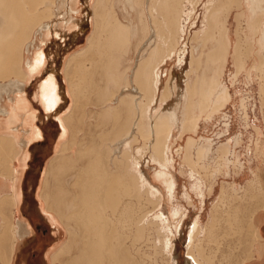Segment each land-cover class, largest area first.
Here are the masks:
<instances>
[{
  "label": "rangeland",
  "instance_id": "1",
  "mask_svg": "<svg viewBox=\"0 0 264 264\" xmlns=\"http://www.w3.org/2000/svg\"><path fill=\"white\" fill-rule=\"evenodd\" d=\"M256 1V7L260 9L254 8L253 6L250 7L253 4L251 0H244L243 7L246 8H242L245 10L246 16L240 13L241 8L239 7H233L232 10L229 8V12H227L228 10L226 11V13H229L226 14L228 18H225L228 20L226 21V25L230 28L232 43L235 44L238 35L241 36V39L244 41L243 45L245 47L246 45L247 47L249 45L247 49L251 53L245 68L237 77L234 76L235 66L233 64L232 55L228 54L226 67L223 69L224 73L219 78L221 83H218V88L221 84L230 89L232 95V101L230 103L228 102L223 106L215 104L216 96H214V93L210 90L212 86L211 82L210 80L206 82L208 77L206 78L205 76L213 77L215 74L213 78H216L218 75V72L217 75L215 73V70H217L215 69V61L212 59L213 57L210 56V51L213 49V42L212 40H210V42L209 39L206 40V38L204 39L203 37V28L206 24L204 18L206 13L205 4L208 0H193V2L192 0H186L184 2L185 5L179 10L186 9L187 12L191 11L192 8H195L193 9V13H191L190 20L187 23L186 39L181 42L180 46L178 45L177 48L174 49L175 54H172L171 56H169L168 52H163V54H161L163 50L159 53L161 57L160 61H166L161 67L162 70L158 71V74H160L162 78L160 90L157 94L159 99L156 100V103H154L155 101L152 102L153 109L150 113L147 112L146 106L144 107L146 109V114L145 116L143 114V117L141 116V121L143 122V124L142 122L141 124L144 128L142 131H139V128L136 129V132L131 135L133 137L132 140L135 151L139 149V155H137V158L140 159L141 168L143 172L146 173L148 181L150 183L153 181L152 184L159 185L163 189L160 191V206L157 207L155 211L145 215L147 218L144 217V225L148 227L144 230L143 238L138 245V248H140L139 253L141 255H139L140 264H190L187 262L188 257L186 256L185 248L191 224L199 216V221H201V233L198 234L200 235V239H197V235L195 241L198 243V247L200 243L203 242L201 247L205 250H203L204 253H207L209 250L207 248H210V241L208 236L206 237L203 233V230L204 226H206L209 221L213 203L217 201L222 185L224 184L226 185L227 190H229L228 197L230 195L233 196L229 198L231 201L229 200L227 205L232 208L236 207V209H241V211L238 210L236 213L240 212L239 214H241L242 210L247 209V207H249L248 209L251 211H256L261 204V196H264L263 193H261L260 196L259 192L264 188V91H262L261 85L263 82V79L261 78V70L263 71L264 69V62L262 63V60L264 59V49H259L258 41L262 37L264 31V2L262 4V1ZM258 2L262 5L260 6ZM86 3V0H78L76 7L72 10V12H74L73 15L82 18L85 14L82 10L87 8L89 12H92L94 8L96 9V5H105L103 11L107 20V14H109L111 10L113 13L116 10L120 19L124 23L130 24L132 29H136L137 33L135 36H132L131 41L128 44L118 43L115 46L108 47L103 44V41L100 38L97 39V37H94L96 33V16L93 15L92 22L89 24L85 23V27L83 28L84 31L80 33L79 41L77 43L71 41L69 38H66L65 41H60V39L56 38L54 35L46 39L48 40V46H43L46 48L45 54L46 52L52 51L56 58H49V61L59 68L64 69L65 76H63L62 84L68 86V81L66 80L67 77L71 81V107L66 114L69 125L67 141L69 148H77L75 154L80 150L85 149V147H90L93 141L99 140L101 137L107 138L108 141L106 142L110 143L111 140L116 142V140L122 139L127 133V129H125L126 126L128 127L127 122L132 125L136 118L135 112H132L134 104L133 108H130V113L127 109V112L124 114L123 111L122 114L120 113L121 115H117H120L121 117H117L110 112L108 110L109 105L105 107V104H108L114 89L117 88L116 85H118L114 79H117L116 74H118L119 80L121 79V83L123 84L125 80V72L127 73V71H129V74H131V66L136 63L137 56L135 59H133V57L138 43H140L142 37V39L147 38L148 33L144 34L146 23L141 19L143 13L142 8H145L146 6H148L147 8H150V15L151 17H154V24L157 27L155 29L152 27V29H154V34L157 36L163 35L166 37H163L165 39H169L168 36L170 33L165 24H168L170 14H172L174 9L173 2H171V12L163 11V9L158 11L155 6L156 4H153V0H92L90 9L89 7H86ZM132 4H134V6ZM53 6L54 7L50 8V12L45 11L41 14L42 17H44L42 19L45 20L43 22H46L47 19H51L54 16H62V14L58 15L59 9L57 6ZM66 8L64 10L62 9L61 12L65 11ZM251 8L255 9L254 12L251 11ZM251 12L254 14L252 15ZM50 13H52V16H50L51 18H46V14L48 15ZM153 13H155L154 16ZM102 14L103 13H101V15ZM184 15V17L187 18V14L185 13ZM238 15L241 20L237 19L239 17ZM193 22H196V24L192 25ZM93 30L94 32L90 34ZM32 31L28 35V41L35 38ZM238 32L240 34H238ZM40 38L41 34H38L37 39L40 40ZM175 44L177 45V43ZM185 44L186 47L184 46ZM38 45L39 44L37 43L34 45L35 47L32 45L31 50L30 46H27L26 51H24V56L21 58L22 62H19L20 60L16 61L17 65L15 70L0 76V85L7 83L8 80H14L16 78L23 79V69H28L26 62L31 60L32 63V60H35L36 54L39 52L37 50ZM144 45L146 44H143V46ZM87 47H89V51L86 54L77 56L84 52H81V50H85ZM172 47H174V45H172ZM185 49L187 52L184 54L183 50ZM20 52H22V49H20ZM182 53L184 54V62L182 66H178L176 65L178 57L181 58L180 55H182ZM71 56L77 57L72 61L71 66L73 68L67 71L68 61ZM192 56L195 61L197 59L196 62L193 58L191 59ZM142 63L146 62L142 61ZM128 66L130 67L129 69L127 68ZM206 70L208 71L206 72ZM135 73L129 75V77L134 79V82L136 83ZM38 78V76L34 77L33 82L29 84L31 85V90L36 88L39 82ZM119 80L117 82H119ZM207 83L210 84V88H208ZM136 84L128 83V85L123 88L133 85L136 86ZM193 85L197 88L192 87ZM200 85L203 86L201 87ZM222 86L221 88H223ZM166 88L169 92H167V96L169 97L166 96V98L169 99L168 102L165 103L162 102L161 97ZM188 88H190V92H193L195 96L189 92ZM201 88H205L203 92H201ZM195 89L197 90L195 91ZM204 92L206 94H204ZM128 94L129 92L124 95L127 96ZM135 96L138 98L141 97L138 102L140 103L143 101L142 104L144 105L146 103L149 104V101L152 100V98H150L151 96H148L144 92L136 93ZM137 97L135 103H137ZM127 98L132 102V97ZM200 98L202 99L200 100ZM243 104H246L245 107ZM190 105L192 106L190 107ZM195 118L200 119L197 129H194ZM118 119H121L120 125H123V129L118 126ZM162 119H167L173 128L174 136L169 141V157L174 158V164L172 167L166 164L161 165L160 167V165L157 164L158 162L154 161L152 157L154 154L152 145L154 139L148 135V131L153 129L152 125L154 121ZM118 127L120 128L119 131ZM137 131L140 133H137ZM113 135H115V138H113ZM124 138H126V135ZM124 145L125 146L122 148H126L128 142ZM116 147L117 146L114 148ZM67 150L66 145V151ZM69 151L71 150L69 149ZM83 166L84 164L80 163L81 169ZM160 169L170 172L177 179V196L174 200L168 195L169 193L164 184V178L155 179V173ZM191 169L194 170V177L190 175ZM250 180H256L257 182L253 184L257 188L252 189V187H250L254 193L252 195V191L245 188ZM194 184H199L198 186H200V188L197 190L194 189ZM200 189L202 190L204 201L200 196ZM209 190H211V192ZM72 204L73 209L74 206H76V203L73 202ZM174 204L180 208L175 215L171 212ZM141 205L143 207V215L146 214L150 208L153 209L155 206V204L148 205L144 200L141 202ZM72 209L69 208L68 214H73L71 213L73 212ZM158 212L160 214L164 212L167 215L162 216ZM138 213H140V210ZM70 215H68V218H70ZM182 215L186 216L182 224V230L179 234L178 223ZM156 217H160L161 221L159 218L160 222L158 225H151L149 220L152 218L155 220ZM221 219L219 220L220 223L216 222L217 228L218 226L220 228H218L219 230H223L227 227L226 220L224 218ZM250 220H247V222H240L239 224L242 225H240L241 228L238 227L239 225H233L234 229L232 232L235 231L232 235H229L230 237H227L231 240H236L237 244L233 245L234 247L232 246V250L226 249L227 253L223 256L221 253L216 252L218 254L215 253L216 258L213 259V262H216V264H219V262H221L220 264H240L242 260L250 256L251 250L257 242L255 241L256 233L251 228L252 221L250 222ZM249 222L251 224H249ZM73 223L74 228L71 230V235L67 237L68 240L66 239V235L63 236V238L67 240V243L62 250L65 258L69 257L67 255L68 252H70L67 251L66 248L71 249L72 247L73 250L69 254H72L71 257L64 261L63 264H70V259L81 253L80 245L84 239V235L81 231L83 230L78 229L75 222ZM73 230L76 232H73ZM252 236L254 238H252ZM202 238L204 239L203 241H201ZM172 240L175 244V255L173 259L170 256V242H172ZM197 243H195V246H197ZM206 243L208 245H206ZM211 243V247H213V245L215 246L212 241ZM223 248L224 247L218 249L219 252H223Z\"/></svg>",
  "mask_w": 264,
  "mask_h": 264
},
{
  "label": "bare ground",
  "instance_id": "2",
  "mask_svg": "<svg viewBox=\"0 0 264 264\" xmlns=\"http://www.w3.org/2000/svg\"><path fill=\"white\" fill-rule=\"evenodd\" d=\"M86 1H87L86 7H89L90 9L92 0H86ZM185 1L186 0H155V1L153 0V4L154 5L156 4L155 6L157 7L158 11L163 9V11H166V12L168 11L171 12L172 10L171 2H173L174 9L172 11V14H170V19H169L168 24H165L167 25V30L170 31L169 36H168L169 41H172L173 44H170L168 42L170 44L169 45L167 43L168 41L167 39L161 38L162 35H158V36H161L160 41H163V45L165 46V52H168L169 56H171L172 54H175L174 49L177 48L178 45L180 46L181 42L186 39L185 36L187 34V23L190 20V16H191V13H193V9H195V8H192L191 11H187V12H186V9L179 10L185 5L184 3ZM260 1H262V4H263L264 0H260ZM77 2L78 0H0V76L1 75L3 76L15 70L16 65H17L16 61L20 60L19 62H22L21 58L24 56V51H26L27 46H30V50H31L32 45L33 47H35L34 45H36V43L39 44L37 48L39 52L36 54L35 60H32V63H31V60L26 62L28 66V70L23 69V79L19 78L15 80L13 84H10L9 88L10 87L11 88L10 89L7 88V89L12 90L13 92L21 93L23 92L22 88H25L24 86H21V85H23L24 83L23 81L25 78L27 80L28 71L31 73H34L41 69L46 70V71L48 70V72H46L45 81L42 82V85L40 86L41 93L39 94H41L40 96L41 102L43 103L42 105L44 106L45 110L48 112V117L52 116V119H58L56 118V114L60 112L62 108L61 103H63L64 101L61 100L60 94L57 93L58 86H56V83H55L56 72L54 71V64H50L51 61H49L50 57H52V59L54 58V52L49 51V52H46L45 54L46 48H44L43 46H48V40L46 39L54 35L56 38L60 39V41L61 40L65 41L66 38H69L71 39V41H75L77 43L79 41L80 33L84 31L83 28L85 27V23H88V24L91 23L93 15L96 16V33L94 37H97L98 34L99 36H101L102 33H106L108 29L109 34L107 33L106 34L110 38V29L112 26L110 27L108 23L110 24L112 23L110 22L112 18L118 19L115 14V11L113 13V11L111 10L112 8H111L110 9L111 12L107 14L108 20H109L108 22L106 19V15L103 11V8L105 5L100 6L99 4L95 6L96 9L94 8L92 12H89L87 8L85 10H82V12H85V14L82 16V18H78L77 16H74L73 15L74 12H72L73 8L76 7ZM251 2L253 4L250 7L253 6L254 8H258L256 7V2H257L256 0H251ZM53 5L57 6V8L59 9L58 15L62 14V16H57V17L54 16L53 18H51L50 16H52V13L48 14L49 16L46 14L47 17L46 16L45 17L46 18L50 17L51 19H47L46 22H43L45 20L42 19L44 17H42L41 14H43L45 11L50 12L49 10L51 7H54ZM243 6H244V0H208V2L205 4L206 13L204 15V18H205L206 24L204 25V28H203V32H204L203 37L204 39L206 38V40L209 39V41L212 40L213 42V49L210 51V56L213 57L212 59L215 61L214 62V64L216 65L215 69L217 70H215L216 72L215 71L214 72L216 73V75L218 72V75L216 78H213L215 74L213 77L204 75L206 78L207 77L209 78V79L207 78V81L206 80L204 81L208 82V80H210L212 86L210 88V84L207 83L208 88H210V90L214 93V96H216L215 104H218L219 106H223L227 104L228 102L230 103L232 101V95H231V91L229 88L224 87V85L222 86L221 84L218 88V83L219 82L221 83V80L219 78L224 73L223 69L224 67H226L228 54L232 55V58H233V64L235 66V74H234L235 77H237L238 74H240L241 71L245 68L247 64V60L248 58H250L249 56H251L250 51L247 49L249 45L248 47L247 45L246 47L243 45L244 41L243 39H241V36L238 35L240 34L239 32L237 34L238 35L237 41L235 42V44L232 43L233 41L230 35V28L226 25V21H228L226 20V18H228L226 14H229V13H226V11L228 10L227 12H229V8L230 10H232L233 7L235 8L239 7L241 8L240 13L246 16L245 15L246 13L244 10L246 7L244 8ZM66 7H68L69 10ZM65 8L66 10L61 12V10L62 9L64 10ZM254 10L255 9H252L251 11L254 12ZM252 12L251 14L253 15L254 13ZM101 13L103 14L101 15ZM185 13L187 14V18L184 17ZM237 19L239 20L240 16ZM105 20L108 23L105 22ZM106 23L108 24V26H106ZM114 24L115 26L117 25V23L115 22ZM114 24H111V25H114ZM119 24L120 23H118V25ZM194 24H196V22H193L192 25ZM116 27H117L116 30H114L113 28H112L113 30L111 29L112 30L111 35L112 34L115 35L118 31L119 32L121 31L119 29V26H116ZM148 29H150V32H149V36L148 35L147 36L150 39L155 34H154V29H151L149 27ZM31 31L33 32L35 38L28 41L27 40L29 38L28 35ZM38 34H41L40 40L37 39ZM120 37L122 36L120 35ZM118 38L119 36L117 37V39ZM113 39L114 38H112V40ZM106 40H109V39H106ZM173 40H176V41H173ZM90 41H91V38H90ZM108 43L109 42H107V44ZM175 43H177V45ZM109 44L108 46H110ZM166 45L168 48L166 47ZM168 45L171 47H169ZM172 45H174V47H172ZM184 46L186 47V44ZM258 46L260 50L264 49V31H263L262 37L258 41ZM88 48L89 47H87L85 50L84 49L81 50V52L82 51L84 52L78 54L77 56L86 54L89 51ZM166 48L169 49V51H166ZM20 49H22V52H20ZM163 52L164 50L162 51L161 54H163ZM183 52L185 54L187 50L185 49L183 50ZM184 54L182 53L183 56L180 55L181 58L178 57V61L176 65L178 66L183 65ZM77 56H73V57L75 58ZM192 58L193 56L191 57V59ZM160 62H163V60ZM263 62H264V59L262 60V63ZM144 65L145 63H141L139 65L138 70L135 73L136 83H137V84L135 83L136 86L134 85L129 86V87L127 86L126 88H122L121 92L114 94L113 99H112L113 100L112 104L114 103L115 105L113 104L111 108H108L110 112H112L115 116H117L122 111H125L124 109H126V112L128 109L130 113L131 111L130 108H133V104H134V108L132 109V112L133 113L135 112L136 118H135V121L132 123V125L131 123L127 122L128 127L126 126L125 128L127 129V133L125 132L126 138H124L125 135L123 134L124 135L123 137L121 135L122 139L116 140V142L115 141L113 142V140H111L110 143H107L106 141H108V139L105 137H101L99 139L100 141L99 140L93 141L90 147H87V148L85 147V149L83 150L79 149L80 151L79 152L77 151L78 152L76 153L77 155L75 154L77 157L74 155L71 158L72 160L70 158H66L68 156L64 158L65 167L67 166L68 163H71V161L73 162V164L74 162L84 164L82 169L80 167L77 168L78 170L75 173L74 181H71L75 185L74 190H73L75 191V193L74 194L70 193L68 189L69 187L67 186L68 192L64 196V198L68 200V203L72 205L70 206L71 209L73 207L72 203L73 202L76 203L75 204L76 206H74V208L72 209L73 212H71L73 214H71L70 217L73 218V221L75 222L78 229L83 230L81 232L84 235L83 236L84 239L82 241L83 244L81 243L80 245L81 253H79L78 256L72 257L70 259V264H140L141 263L140 258H139L140 248H138V245L139 243H141L140 240L143 238L144 230H146V227H148L144 225L145 223L143 222L145 221L144 217H146L145 215L150 214L152 211H155V209L160 206V203H161L160 191L163 190L159 185H155L154 183L152 184L153 181L151 183L148 181V177L146 173L143 172L141 168L140 159L137 158L138 157L137 155H139V149L135 151L134 143L132 140L133 137L131 136L133 133L136 132V129L139 128V131H142V129L144 128L142 125L143 122L141 121V116L143 117V114L144 116L146 114L145 112L146 109L144 107L146 106L147 112L150 113L153 109L152 102L155 101L154 103H156V100L159 99V96L157 94H158V91L160 90L161 79H162L161 75L158 74V72H156L155 74L153 73L152 76H148L147 72L145 71ZM192 65H195V64H192ZM207 71L208 70H206V72ZM261 72H262L261 78L263 79V82L261 85H262V91H264V69L263 71L261 70ZM195 84H196V81H195ZM194 85L192 87H196ZM221 86L223 88H221ZM189 89L190 88H188V90ZM204 89L201 88L202 91L201 90L200 91L203 92ZM196 90L197 89H195V91ZM0 91H2V88ZM125 91L129 92L127 96L124 95L127 93V92L125 93ZM140 92H144L148 96H151L150 98H152V100L149 101L150 102L149 104L147 103L145 105L142 104L143 102L142 100H141L142 102L140 103L138 102V100L141 99V97L138 98L135 95L136 93H140ZM167 92L168 91L166 88V90L163 93V96L161 97L162 102H165V103L168 102L169 98H166V96L168 95ZM190 93H192L193 96H195L193 92H190ZM204 94L206 93L204 92ZM127 97H132V102ZM136 97H137V103H135ZM201 99L202 98H200V100ZM12 100L14 101V99ZM16 103L17 104H27L28 103L27 98L24 97V94H19L16 97ZM191 106L192 105H190V107ZM120 120L121 119H118L117 124L120 128L123 129V125H120L121 123ZM199 121L200 119L195 118L194 129L198 128ZM125 125H126V122H125ZM120 128L118 129V131L120 130ZM152 128L153 129H150L148 131V135L152 139H154V142H152L153 151H154V154L152 155V157L154 161L158 162L157 164L160 165V167L161 165H165V164L172 167L174 164V158L169 157V153H170L169 152L170 151L169 141L173 138L174 133H173V128L171 124L169 123L167 119L157 120L153 122ZM137 133H140V132L137 131ZM113 138H115V135H113ZM126 142H128V145L126 146V148H122L125 146L124 144ZM115 146L117 147L114 148ZM64 151L66 152V144H65ZM107 155H108V158H107ZM67 170H70V169H67ZM65 175H62V176H65ZM190 175L194 177L195 173L193 169H191ZM156 178L157 179L164 178L165 180L164 184L169 193L168 195L172 198V200H174L177 196L176 192H177V187H178V182H176L177 181L176 177L172 175L170 172L160 169L159 171L155 173V179ZM255 183H257L256 180L255 181L250 180L248 181V184L245 188L246 189L248 188L249 190H251L250 187H252V189L253 188L255 189L257 188L256 186L253 185ZM65 184L63 185L64 187H65ZM198 185L199 184H194L193 188L196 190L199 189L200 186ZM209 191L211 192V190ZM199 192H201L200 196L204 201L202 190L200 189ZM259 192H260V196H261V193L264 194V188H262L261 191ZM228 193H229V190H227L226 185L225 184L222 185L220 194L218 195V199L217 201L213 203V206L210 212L209 221L207 222L206 226H204L203 233L205 234L206 237L208 236L209 241H210V245H209L210 248H207L209 249L207 253L206 252L204 253L205 250L203 249V247H201V244L203 242L200 243L199 247L201 248H199L198 243L195 241L197 235L201 233L200 232L201 231V227H200L201 221H199L200 216L197 217L191 224L188 238H187V244L185 248L186 256L188 257L187 258L188 263L190 264H216V262H213L214 261L213 259L216 258V254L221 253L223 256L227 253L226 249L232 250V248L234 247L233 245L237 244L236 240H231L230 238H228L230 237L229 235H232L235 231L234 230L232 232V230L234 229L233 225H236V226L239 225L238 227L241 228L240 227L241 224H239L240 222H247V220H250V219H251L250 220L251 222L254 217V214H256V211L259 208H264V204L261 203L259 205V208H257L256 211H251L250 209H248L249 207H247V209L242 210L241 214H239L240 212L236 213L239 209H236V207L232 208L227 205L229 200L231 201V199L229 198H231L232 196L230 195L228 197ZM252 194H254L253 191L251 192V195ZM261 198H262L261 202H263L264 196H261ZM143 200L148 205L155 204L153 209L149 207L150 209L144 215L142 213L143 207L141 205V202ZM179 209L180 208L175 206L174 204V206L171 209L172 214L175 215V213H177ZM139 210H140V213H138ZM239 211H241V209ZM160 215L166 216L167 214L162 212ZM185 216L186 215H182L181 219L179 220V223H178L179 234L182 230V224H183ZM159 218L160 217H156L155 220L154 218H152L151 220H149L150 221L149 223L151 225L154 224V226L158 225V223L161 221V218H160V221H159ZM221 218L222 219L224 218L226 220L225 222H227V227L223 230H219L220 229L219 226H218L219 229L216 226V222H219ZM250 222L249 224L252 223ZM251 226H252L251 228L257 235L258 229L255 228L253 224H251ZM73 232H76V231L73 230ZM252 238L254 237L252 236ZM197 239L198 240L200 239V235H198ZM203 240L204 239L202 238L201 241ZM211 241L215 244V246L213 245V247H211V244H212ZM79 242H80V239H79ZM173 242H174L173 240L172 242H170L171 249L169 248L170 256L172 259L174 258V255H175V252H174L175 244ZM195 243H197V246H195ZM206 245L208 244L206 243ZM222 247H224L222 250L223 252H219L218 249ZM220 263L221 262H219V264Z\"/></svg>",
  "mask_w": 264,
  "mask_h": 264
},
{
  "label": "crops",
  "instance_id": "3",
  "mask_svg": "<svg viewBox=\"0 0 264 264\" xmlns=\"http://www.w3.org/2000/svg\"><path fill=\"white\" fill-rule=\"evenodd\" d=\"M132 5L134 6V4ZM147 7L142 8L141 19L147 25L144 27V34L148 33L149 36L150 29L148 27L151 29L157 27L154 24V17L150 15V8ZM115 13L118 19H113L110 22H112L111 24L117 23L116 26H119L121 31H116L115 35H111L112 30H116L117 27L115 24L108 23L109 20H107L108 22L105 20L110 27L112 26L111 29L113 28L110 29L111 39L107 35L109 34L107 28H105L107 34L102 33L100 37L99 34L97 35V39L100 38L106 46L110 43L108 47L118 43L128 44L132 36L137 33L130 24H126L120 19L116 10ZM107 23L106 26H108ZM118 23L120 24L118 25ZM93 32L94 30L90 34ZM148 36L146 39H142V37L137 45L133 57L135 59L137 56L136 63L131 66V74L138 70L142 61L146 62L145 71L148 76L161 71V67L166 62H160L159 55L160 50L165 52L163 41H160L165 36L154 35L150 39ZM112 38L116 39L112 40ZM167 40V43L173 44L172 41ZM107 42L109 43L107 44ZM143 44L146 45L143 46ZM167 48L166 51H169ZM71 58L72 56L68 61V71L73 68L71 64L76 57ZM54 71L56 72L55 83L58 86L57 93L64 101L61 103L60 112L56 114L58 119H52V116L48 117V112L41 102V94H39L41 93L40 86L45 81L48 70L41 69L34 73L28 71L27 80L25 78L21 85L25 87L22 88L23 92L21 93L9 90L10 84H13L18 78L8 80L7 83L0 85V90L2 88L0 91V264H63L72 255H69L73 251L72 247L67 249L70 251L67 255L68 258H65L62 251L67 243V237L71 235V230L74 228L73 218H68L70 215L68 210L71 205L64 196L68 192V187L70 193H75L73 191L74 184L71 181H74L80 163L74 162L73 164L71 161L66 167L64 165V158L68 156L66 158L71 159L77 150V148H69L67 141L69 125L66 114L71 107L72 85L68 77L66 79L68 86L62 84L63 76H65L64 69L54 64ZM131 74L129 71L125 72L123 84L121 79L119 80V75L116 74L117 79L114 80L118 85L110 97V103H106L105 107L113 106V95L121 92L122 88L128 85L127 83L135 84L134 79L129 77ZM37 76L39 82L36 88L31 90L29 84ZM118 80L119 82H117ZM19 94H24L27 104L16 103V97ZM124 110L123 114L126 112V109ZM65 142L68 149L66 152L64 151ZM261 203L264 204V201ZM252 224L258 229L255 236L257 242L253 246L250 256L240 264H264V208H259L256 211ZM65 235L67 240L63 238Z\"/></svg>",
  "mask_w": 264,
  "mask_h": 264
}]
</instances>
